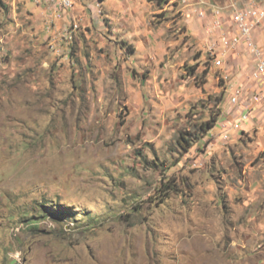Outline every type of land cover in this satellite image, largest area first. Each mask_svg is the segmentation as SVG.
Masks as SVG:
<instances>
[{
    "label": "rangeland",
    "instance_id": "1",
    "mask_svg": "<svg viewBox=\"0 0 264 264\" xmlns=\"http://www.w3.org/2000/svg\"><path fill=\"white\" fill-rule=\"evenodd\" d=\"M150 1L169 46L132 61L113 32L43 40L0 0V264H264V111L233 128L251 65L209 50L211 6L227 29L264 0Z\"/></svg>",
    "mask_w": 264,
    "mask_h": 264
},
{
    "label": "crops",
    "instance_id": "2",
    "mask_svg": "<svg viewBox=\"0 0 264 264\" xmlns=\"http://www.w3.org/2000/svg\"><path fill=\"white\" fill-rule=\"evenodd\" d=\"M5 2L14 8L13 16L16 21L20 23V19H25L30 22L34 35L42 36L45 30L48 35L44 36L43 40L54 38L55 42H60L67 35L66 27L77 25L81 26L80 29L83 28L87 38L91 37L92 33L93 37L98 34L97 40L100 43L104 42V34L113 32L122 40L123 47L120 52L126 53L132 61L139 58L155 59L158 55L164 54L169 46L168 40L165 39L164 27L153 24L156 11L161 8L156 7L150 0H72V7L67 10L54 0H5ZM165 8L167 7L163 10ZM184 15L185 19H182V22L189 25V30L199 29L200 40H207L205 36L207 29L203 28V20L191 23L194 20L190 11L185 12ZM9 18L11 15L5 17L2 13L0 14L2 24H10ZM18 22L15 25L21 26L22 24ZM211 29H213L212 26ZM211 29L210 32H212ZM212 36L218 38L216 33ZM254 39L258 45L264 47V23L255 30ZM206 42L209 43V39ZM230 58L234 64L228 62ZM238 62H241L242 66L237 64ZM248 64L251 65L248 85L236 78L228 83V88L230 93L234 88L241 89L239 107H243L249 113L250 120L246 123L250 124L251 120L258 119L264 111V87L259 86L251 78L254 69L253 60L244 46L240 45L226 54L223 68L227 67V71L242 72ZM232 82L238 86L233 87ZM245 90L248 91L245 92Z\"/></svg>",
    "mask_w": 264,
    "mask_h": 264
},
{
    "label": "built area",
    "instance_id": "3",
    "mask_svg": "<svg viewBox=\"0 0 264 264\" xmlns=\"http://www.w3.org/2000/svg\"><path fill=\"white\" fill-rule=\"evenodd\" d=\"M60 6L67 10L72 7V0H54ZM188 0H182V4L187 6ZM232 12L229 17L227 29L224 26V14L222 9L213 6L212 28L220 31L219 42L209 48L210 53L214 54L213 63L215 67L224 66V57L229 51L235 50L243 45L248 55L254 63V69L251 78L261 87H264V47L257 44L254 39V32L264 23V4L256 5L251 2L242 7L232 6ZM199 15L204 14L201 11ZM241 89L234 88L229 98L232 106L240 104ZM250 119L249 113L243 109L240 111L239 119L232 126L234 129H240L244 123Z\"/></svg>",
    "mask_w": 264,
    "mask_h": 264
},
{
    "label": "trees",
    "instance_id": "4",
    "mask_svg": "<svg viewBox=\"0 0 264 264\" xmlns=\"http://www.w3.org/2000/svg\"><path fill=\"white\" fill-rule=\"evenodd\" d=\"M212 123L214 124L215 123V121H212ZM211 125V124H206L205 125V127L203 128L202 127V132L203 133H207L209 130H211L213 127H214V125ZM180 141L185 145V150L186 149H189L190 148V146H191V143H190V141H189V139H185L184 137H182V136H180ZM179 144V143H178ZM181 144V143H180ZM165 189H167V191L168 190H170V187H168V185H166L165 187H164ZM162 191L160 190L159 191V193H161ZM158 196H159V198H161V199H163V198H165V195H162V194H158Z\"/></svg>",
    "mask_w": 264,
    "mask_h": 264
}]
</instances>
